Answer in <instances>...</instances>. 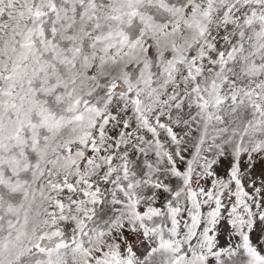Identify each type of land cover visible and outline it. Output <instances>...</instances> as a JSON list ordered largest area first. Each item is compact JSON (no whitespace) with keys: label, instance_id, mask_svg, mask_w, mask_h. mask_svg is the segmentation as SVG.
I'll return each instance as SVG.
<instances>
[{"label":"snow or ice","instance_id":"6c2138e0","mask_svg":"<svg viewBox=\"0 0 264 264\" xmlns=\"http://www.w3.org/2000/svg\"><path fill=\"white\" fill-rule=\"evenodd\" d=\"M0 264H264V0H0Z\"/></svg>","mask_w":264,"mask_h":264}]
</instances>
